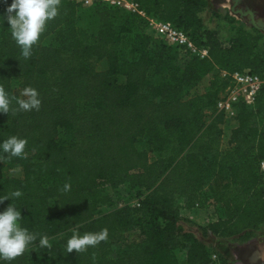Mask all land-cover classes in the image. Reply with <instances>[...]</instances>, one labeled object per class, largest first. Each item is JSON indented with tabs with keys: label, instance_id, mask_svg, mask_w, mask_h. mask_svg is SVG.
Listing matches in <instances>:
<instances>
[{
	"label": "trees",
	"instance_id": "trees-1",
	"mask_svg": "<svg viewBox=\"0 0 264 264\" xmlns=\"http://www.w3.org/2000/svg\"><path fill=\"white\" fill-rule=\"evenodd\" d=\"M135 1L147 16L200 31L196 42L209 48L208 58L179 59L175 47L147 33L145 19L105 3L84 8L60 0L27 59L7 20L0 22V86L17 98L34 88L40 100L38 109L0 113V141L27 140L24 156L6 159L0 152V196L22 193L0 202V210L14 203L21 226L37 234L3 264H206L212 250L183 230L179 208L203 205L207 197L222 212L203 228L213 235L233 237L264 223V57L257 36L234 28L231 19L221 20L225 29L205 27L200 14L207 0ZM9 3L0 0V16ZM243 69L263 85L252 105H235L238 125L222 149L225 116L216 102L229 78L219 72ZM209 74L204 91H193ZM13 79L20 81L17 90ZM61 127L67 145L56 143ZM142 138L147 148L139 150ZM10 166L21 176L5 175ZM120 187L139 205L114 207ZM73 228L107 229V238L67 252ZM42 235L50 247L36 246Z\"/></svg>",
	"mask_w": 264,
	"mask_h": 264
},
{
	"label": "clouds",
	"instance_id": "clouds-1",
	"mask_svg": "<svg viewBox=\"0 0 264 264\" xmlns=\"http://www.w3.org/2000/svg\"><path fill=\"white\" fill-rule=\"evenodd\" d=\"M60 0H11L5 9V14L0 16V22L4 19L8 22L10 35L20 47L21 55L27 59L32 52V46L38 41L41 33L44 32L47 21L58 15ZM21 96H11L0 86V113L16 112L20 110L38 109L40 100L34 88L25 87ZM15 101V103H13ZM26 138H18L15 135L0 141V152L6 154L4 158L21 157L26 155ZM13 171H15L13 169ZM70 185L65 183L64 190ZM22 195L16 189L4 196H0V202L18 198ZM21 211L14 203L0 210V264L3 261H10L24 253V251L37 241V234L20 224ZM107 238V229L99 233L84 232L81 234L77 228L72 229V235L65 242L67 252L85 251L89 246H95L100 240ZM39 247H50L49 239L42 235L38 239Z\"/></svg>",
	"mask_w": 264,
	"mask_h": 264
},
{
	"label": "rangeland",
	"instance_id": "rangeland-1",
	"mask_svg": "<svg viewBox=\"0 0 264 264\" xmlns=\"http://www.w3.org/2000/svg\"><path fill=\"white\" fill-rule=\"evenodd\" d=\"M249 7L256 9L259 15H264V0H245ZM230 1L229 0H207L206 9L200 14L202 24L210 29L222 28L223 19H231L233 27L236 29H243L251 34L257 36V48L264 57V32L260 30H255L247 22L240 19L238 16L234 15L230 11ZM82 26H86L85 21L81 22ZM224 27V26H223ZM225 29V27H224ZM235 33L231 31L226 36L230 38ZM49 44H53V38L49 37L47 39ZM213 76L211 74L204 77L199 84L194 88L193 91L196 93H201L204 91L208 85L210 79ZM119 83L124 82V77H118ZM231 82L228 79V85L225 91L221 94L224 96L227 92L228 87ZM11 86L17 90L20 86V81L18 79H13L11 81ZM56 143L58 145H67L69 143V134L65 128H59ZM136 147L139 150L147 148V144L144 138L140 139L136 143ZM13 169L15 171H13ZM5 175L21 176V169L16 166H10L9 170L4 171ZM114 206H119L121 204H130L131 198L129 193L124 187H120L116 193H113ZM109 208L102 209L107 211ZM218 216H222V212L218 211ZM181 226L185 232L193 235L198 240L205 243L212 252L216 253L220 262L224 264H264V223L261 224L258 229L243 233L241 235L233 237H220L213 235L211 232L204 230L205 226L202 225L201 221H181ZM180 264H183L182 262Z\"/></svg>",
	"mask_w": 264,
	"mask_h": 264
},
{
	"label": "built area",
	"instance_id": "built-area-1",
	"mask_svg": "<svg viewBox=\"0 0 264 264\" xmlns=\"http://www.w3.org/2000/svg\"><path fill=\"white\" fill-rule=\"evenodd\" d=\"M80 4L82 7L87 8L94 4L105 3L111 6H117L127 12L137 14L146 20L147 33L154 39L160 40L168 46L177 49L178 58L184 59L188 57H195L198 59L208 58L209 48L203 44H197L196 39H201L202 33L195 30H183L174 26L170 22L159 20L157 17L147 16L146 13L140 8L138 2L135 0H66ZM224 47H228L229 43H224ZM222 78H229L231 84L227 89L224 96L219 98L216 102V108L223 111L225 114L230 112L236 107L235 105L242 102L246 105H252L255 96L260 91L263 81L258 75L252 73L249 69L235 71L228 73L220 71ZM259 172L264 180V160L260 161ZM114 201V197L112 199ZM132 206L139 205V199L133 198L130 202ZM121 204L116 207H120ZM114 206V203H113ZM115 207V206H114ZM109 208L102 206L100 209ZM179 217L182 221H197L202 223L203 226L214 222L218 218L216 207L213 198L207 197L203 205L195 203L193 207L187 208L181 206L179 208ZM206 264H219V259L216 253L211 252L209 255V262Z\"/></svg>",
	"mask_w": 264,
	"mask_h": 264
},
{
	"label": "water",
	"instance_id": "water-1",
	"mask_svg": "<svg viewBox=\"0 0 264 264\" xmlns=\"http://www.w3.org/2000/svg\"><path fill=\"white\" fill-rule=\"evenodd\" d=\"M240 1L241 0H230V11L240 19L246 21L254 29L264 32V20L259 18L255 19L254 12L249 8H239L238 4L240 3Z\"/></svg>",
	"mask_w": 264,
	"mask_h": 264
},
{
	"label": "crops",
	"instance_id": "crops-1",
	"mask_svg": "<svg viewBox=\"0 0 264 264\" xmlns=\"http://www.w3.org/2000/svg\"><path fill=\"white\" fill-rule=\"evenodd\" d=\"M236 114L237 109L234 107V109L230 112V114H225L224 123L220 126L222 130V149H227L229 147V139L231 135V131L237 127L238 123L236 121Z\"/></svg>",
	"mask_w": 264,
	"mask_h": 264
},
{
	"label": "flooded vegetation",
	"instance_id": "flooded-vegetation-1",
	"mask_svg": "<svg viewBox=\"0 0 264 264\" xmlns=\"http://www.w3.org/2000/svg\"><path fill=\"white\" fill-rule=\"evenodd\" d=\"M230 1V0H229ZM249 1V0H248ZM247 1L245 0H241L240 3L238 4V7L239 8H242V9H245V8H249L251 9L253 12H254V16H255V19L259 18V19H262L264 20V15H259L258 11L252 7H249V5H247L248 3H246ZM231 3V2H230ZM250 3V1H249ZM243 20V19H242ZM246 22V21H245ZM252 27V26H251ZM253 28V27H252ZM256 30V29H255ZM261 31V30H260Z\"/></svg>",
	"mask_w": 264,
	"mask_h": 264
}]
</instances>
